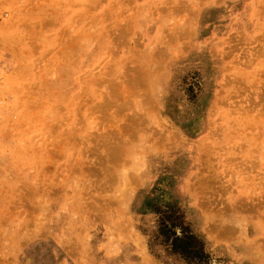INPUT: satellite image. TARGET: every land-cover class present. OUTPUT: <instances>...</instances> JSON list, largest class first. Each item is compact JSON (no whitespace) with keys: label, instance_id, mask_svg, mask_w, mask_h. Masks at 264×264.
Here are the masks:
<instances>
[{"label":"rangeland","instance_id":"1","mask_svg":"<svg viewBox=\"0 0 264 264\" xmlns=\"http://www.w3.org/2000/svg\"><path fill=\"white\" fill-rule=\"evenodd\" d=\"M263 46L264 0H0V264H264Z\"/></svg>","mask_w":264,"mask_h":264},{"label":"bare ground","instance_id":"2","mask_svg":"<svg viewBox=\"0 0 264 264\" xmlns=\"http://www.w3.org/2000/svg\"><path fill=\"white\" fill-rule=\"evenodd\" d=\"M211 2H212V0H211ZM182 34H183V30L182 31H180V32H177V35H181L182 36ZM264 47V46H263ZM246 119V118H245ZM235 121H236V119H235ZM232 122V121H231ZM231 124V123H230ZM229 125V124H228ZM235 125V124H234ZM233 125V127L232 128H238V123H237V125H235L234 126ZM245 126V121H244V125H243V122H242V120H241V124H240V127H244ZM228 127V126H227ZM230 127V126H229ZM263 136H264V133H263ZM264 139V138H263ZM261 141V140H260ZM249 142L251 143L252 142V139H249V141H246V139H245V141H243V143H241L240 145H239V147L238 148H241V149H243V150H245V151H247L246 150V148L245 147H247V148H250L251 146H253L255 143H253L252 142V144H250V145H248L249 144ZM259 145H260V143H259ZM255 147V146H254ZM261 147H262V145H261ZM260 148V147H259ZM256 152V151H255ZM258 152V151H257ZM261 152V151H260ZM233 212H237V210H235V207H233V210H232ZM246 217V216H245ZM247 224V223H246ZM255 224V223H254ZM236 223H234V222H232V224L224 231L225 233H227V234H230V233H234V231H236ZM247 227H248V225H246ZM245 228V225H243L242 224V229H244ZM246 229V228H245ZM248 229H251L252 231H254V233H255V231L256 232H260L261 230H264V225H263V223L261 222V223H257V224H255L254 226H252V227H250V228H248ZM258 240V239H257ZM256 240V241H257ZM256 241H254V242H252L251 244H253V243H256ZM258 243H259V240H258ZM262 244H264V242H262ZM249 246H251V245H249ZM251 247H253V245L251 246ZM263 247H264V245H262V250H263ZM143 258V260L145 259V258H147L146 257V255H145V258L144 257H142ZM85 258H83V260H84ZM258 259H259V257H258ZM260 260V259H259ZM258 260V261H259ZM261 260H262V258H261ZM261 260H260V262H261ZM147 261V260H146ZM143 262H145V261H143ZM263 262H264V259H263ZM79 264H87V262L85 263H79Z\"/></svg>","mask_w":264,"mask_h":264}]
</instances>
